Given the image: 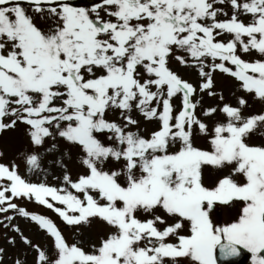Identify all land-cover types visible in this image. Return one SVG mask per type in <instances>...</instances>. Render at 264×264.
Returning <instances> with one entry per match:
<instances>
[{"label": "snow or ice", "instance_id": "1", "mask_svg": "<svg viewBox=\"0 0 264 264\" xmlns=\"http://www.w3.org/2000/svg\"><path fill=\"white\" fill-rule=\"evenodd\" d=\"M0 233V264H264V0H0Z\"/></svg>", "mask_w": 264, "mask_h": 264}, {"label": "rangeland", "instance_id": "2", "mask_svg": "<svg viewBox=\"0 0 264 264\" xmlns=\"http://www.w3.org/2000/svg\"><path fill=\"white\" fill-rule=\"evenodd\" d=\"M6 143L8 145L7 150L9 152V155H11V153L14 151L15 147L17 146L16 141L13 138L9 137V138H6ZM29 207L33 208V210H35V211L42 212V210L38 209L36 206L29 205ZM44 214L53 218L54 221L58 224V226L63 225V223L61 221H59V219L57 217H55V215L53 213H51L50 210H47V213H44ZM20 226L23 229H25L26 234L31 236L33 238V240L42 242V238L39 235L35 234L34 231H29L28 226L25 225L23 223V221H20ZM0 245H4L2 233H0ZM4 246L7 247L6 245H4ZM244 264H251L250 254H248L247 259L245 260Z\"/></svg>", "mask_w": 264, "mask_h": 264}, {"label": "water", "instance_id": "3", "mask_svg": "<svg viewBox=\"0 0 264 264\" xmlns=\"http://www.w3.org/2000/svg\"><path fill=\"white\" fill-rule=\"evenodd\" d=\"M246 254H242L241 257L235 258L238 261V264L245 258Z\"/></svg>", "mask_w": 264, "mask_h": 264}]
</instances>
